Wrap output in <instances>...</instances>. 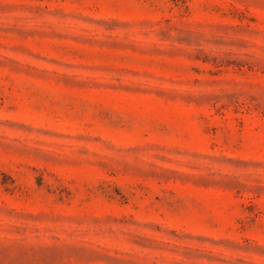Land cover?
<instances>
[{
    "label": "rangeland",
    "instance_id": "1",
    "mask_svg": "<svg viewBox=\"0 0 264 264\" xmlns=\"http://www.w3.org/2000/svg\"><path fill=\"white\" fill-rule=\"evenodd\" d=\"M0 264H264V0H0Z\"/></svg>",
    "mask_w": 264,
    "mask_h": 264
}]
</instances>
